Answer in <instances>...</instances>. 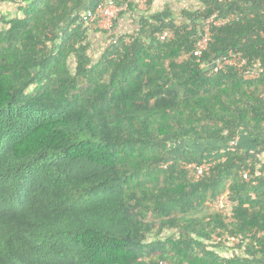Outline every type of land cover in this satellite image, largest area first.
Segmentation results:
<instances>
[{
	"label": "trees",
	"instance_id": "16d2710c",
	"mask_svg": "<svg viewBox=\"0 0 264 264\" xmlns=\"http://www.w3.org/2000/svg\"><path fill=\"white\" fill-rule=\"evenodd\" d=\"M106 1L127 0H0L17 10L0 17V264H264V74L202 67L236 51L264 69V1L147 11L91 55L84 17ZM215 13L234 20L194 57Z\"/></svg>",
	"mask_w": 264,
	"mask_h": 264
},
{
	"label": "built area",
	"instance_id": "2783aa9c",
	"mask_svg": "<svg viewBox=\"0 0 264 264\" xmlns=\"http://www.w3.org/2000/svg\"><path fill=\"white\" fill-rule=\"evenodd\" d=\"M153 0H127L122 5H118L114 1H106L96 7L93 11H89L84 17V23L87 28L94 31H103L110 43H116V29L115 22L120 16L128 14L133 10H138L141 13H146L149 9L150 2ZM249 1H264V0H249ZM234 20V16L220 18L218 13H215L210 18L204 20L201 26V32L198 37L195 50L192 55L197 58H202L203 53L209 48L214 38V30L230 23ZM101 32V33H103ZM173 31L165 30L163 33L158 34V38L162 41L173 38ZM202 67L210 74L218 72H226L230 68H235L239 71L241 76L246 81L257 80L264 74V69L255 62L250 61L243 56L240 52L230 51L226 56L213 59L208 63L202 64ZM241 136L235 137L229 144V149H232L239 145ZM212 163H204L200 166L196 164L186 165L185 169L189 173V178L194 182L201 181L205 176L210 174ZM242 177L246 181L252 179L249 170L242 173ZM229 207V203L226 196H222L213 208L219 212H225ZM216 243H223L225 246L237 247L244 241L242 235L235 236H214Z\"/></svg>",
	"mask_w": 264,
	"mask_h": 264
},
{
	"label": "crops",
	"instance_id": "0c3cea01",
	"mask_svg": "<svg viewBox=\"0 0 264 264\" xmlns=\"http://www.w3.org/2000/svg\"><path fill=\"white\" fill-rule=\"evenodd\" d=\"M200 5V0H153L149 5V13L160 12L166 7L170 8L176 17H180L181 13L184 10H196ZM143 14L138 10H133L128 14H124L117 19L115 22V29L117 34H133L139 28V16ZM90 44V53L91 55H96L102 53L110 44L109 39L104 33L99 31L89 30L88 32V41ZM97 56V55H96ZM244 141V140H243ZM242 143V140H241ZM248 150L253 149L251 146L248 147Z\"/></svg>",
	"mask_w": 264,
	"mask_h": 264
},
{
	"label": "rangeland",
	"instance_id": "374dc122",
	"mask_svg": "<svg viewBox=\"0 0 264 264\" xmlns=\"http://www.w3.org/2000/svg\"><path fill=\"white\" fill-rule=\"evenodd\" d=\"M16 8L13 5H5V6H0V17L2 15H9L12 16L16 12ZM186 146L193 147L191 144H186ZM215 209V208H214Z\"/></svg>",
	"mask_w": 264,
	"mask_h": 264
},
{
	"label": "clouds",
	"instance_id": "9594fccd",
	"mask_svg": "<svg viewBox=\"0 0 264 264\" xmlns=\"http://www.w3.org/2000/svg\"><path fill=\"white\" fill-rule=\"evenodd\" d=\"M226 196V195H225ZM228 201V200H227ZM229 203V207L231 208V203L230 202H228Z\"/></svg>",
	"mask_w": 264,
	"mask_h": 264
}]
</instances>
